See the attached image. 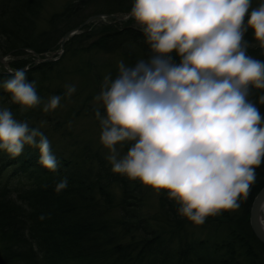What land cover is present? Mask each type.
<instances>
[{
  "label": "clouds",
  "instance_id": "9594fccd",
  "mask_svg": "<svg viewBox=\"0 0 264 264\" xmlns=\"http://www.w3.org/2000/svg\"><path fill=\"white\" fill-rule=\"evenodd\" d=\"M128 15L150 55L131 66L120 60L118 75L104 77L94 97L100 143L114 174L166 192L178 215L202 225L239 208L264 163V116L257 106L264 94L250 99L253 90L264 93V61L248 54L245 39L250 31L264 49V0L257 7L252 0H134ZM26 73L10 70L0 85L10 102L22 111L42 103L43 112L55 110L61 96L42 102ZM65 87L67 97L76 91ZM125 143L131 146L121 155ZM25 146L38 150L41 167L57 169L40 128L0 108V150L17 157ZM66 187L63 179L55 191Z\"/></svg>",
  "mask_w": 264,
  "mask_h": 264
},
{
  "label": "trees",
  "instance_id": "16d2710c",
  "mask_svg": "<svg viewBox=\"0 0 264 264\" xmlns=\"http://www.w3.org/2000/svg\"><path fill=\"white\" fill-rule=\"evenodd\" d=\"M44 2L0 0V55L13 50L7 66L27 70L28 82L35 81L42 102L53 95H60L61 102L68 98L66 87L60 84L66 72L57 67L68 56L118 51L131 66L150 55L138 28L106 23L105 28L86 31L94 20L101 21L93 19L65 40L57 60L33 63L19 48L37 53L49 50L54 37L83 21L72 23V17L97 0L67 2L40 21ZM261 2L252 0V7ZM131 8H117L116 12ZM39 22L44 23L42 28ZM245 39L250 43L248 54L264 61V49L254 44L250 31ZM171 55L179 62L175 53ZM9 78L10 72L0 67V85ZM53 81L59 86H51ZM261 94L253 90L250 99L257 102ZM257 106L264 116V105ZM4 107L16 120L40 128L58 167L55 171L41 167L38 150L29 146L17 157L0 150V264H264V245L248 223L250 203L264 184V163L256 169V182L239 208L221 211L202 225H194L178 215L179 205L166 192L157 195L154 213H144L141 184L114 174L89 142L64 132L60 126L65 117L57 110L45 113L42 103L22 111L0 86V108ZM96 108L87 104L83 116L96 118ZM100 111L103 113L102 108ZM124 146L128 149L131 144ZM63 179L67 187L56 192Z\"/></svg>",
  "mask_w": 264,
  "mask_h": 264
},
{
  "label": "rangeland",
  "instance_id": "374dc122",
  "mask_svg": "<svg viewBox=\"0 0 264 264\" xmlns=\"http://www.w3.org/2000/svg\"><path fill=\"white\" fill-rule=\"evenodd\" d=\"M67 2L74 3L76 2V0H45L39 20L42 21V18L44 16H46L50 12L60 9L61 6ZM133 3L134 0H97V3L90 4L84 7L83 9L81 8L79 12H77L72 17V23L84 20V17L87 16L88 13L92 12L109 13L107 12V10H111L114 12L110 13L123 14L125 12H116V9L118 8L121 10V8L124 7H131ZM106 23H111L113 24L112 26L116 28L124 27L125 25H132L133 27H136L134 21L129 17L124 21H113L110 18L101 19V21L94 20V23H92L89 28L85 29L86 31L94 28V30H100L101 28L106 27ZM43 24V22H39V27L42 28ZM59 38L54 37L51 48L47 51H43L40 53L49 55L52 58L57 57L55 59L57 60L62 54V52L61 54H59V56H57L56 54V52L60 48L58 43ZM80 43L81 45H85L86 41L81 40ZM72 45L80 46L78 42H72ZM63 46L64 43L62 45V50ZM23 53L24 55H28L25 51H23ZM51 53L53 54L51 55ZM10 56L11 55L7 56L8 59H11L12 56ZM26 58L27 60H29L30 57L28 58V56H26ZM41 58H43V56H41ZM33 59L34 58L32 57V62ZM139 59L143 58L140 57L138 58V60ZM120 60H123L127 65H129L118 51L112 53H105L100 51H87L86 53L82 54L78 53L77 56H68L65 59L64 63L57 66L58 68H62V70L66 72L60 84L64 88L66 85H75L76 87V91L71 95V97H68L64 102H61V104L54 110H57L65 117L64 123L60 127H64L63 131L70 133L71 136H75L77 140H85L89 142V145L91 146L92 150H96L101 156H103L110 168L111 165L107 160L108 152L103 148L99 140L101 133L99 121L98 119L92 116H83V112L87 104H90L94 107L99 106L94 101V97L99 94L101 90V84L106 75H110L113 79L118 75L117 64ZM0 67H3V65L0 64ZM26 67L27 66H25L24 68ZM51 86H59V84L56 81H53ZM71 110L74 113L76 111L78 115L74 117L71 113ZM127 150L128 149L124 146V148L121 150V155L126 154ZM141 187L143 196V204L141 206V209L144 213L152 214L157 209L156 198L158 194L148 188H145L142 185ZM234 210L236 209H233L232 211ZM261 218L264 222V212L261 213Z\"/></svg>",
  "mask_w": 264,
  "mask_h": 264
},
{
  "label": "water",
  "instance_id": "95a60500",
  "mask_svg": "<svg viewBox=\"0 0 264 264\" xmlns=\"http://www.w3.org/2000/svg\"><path fill=\"white\" fill-rule=\"evenodd\" d=\"M125 12L123 14H116V13H96L93 15L88 16L87 18H85L82 22H80L78 25H76L75 27L67 30L66 32H64V34L58 39V43H59V50L56 52L57 56H59V54H61L62 52V45L65 42V40L73 35L79 32V30L85 25L87 24V22L93 20V19H104V18H110L114 21H124L127 18H129V13ZM21 51H25L28 55H31L34 59L33 62L37 63V62H42V61H50V60H55L56 58H52L49 55H45L43 53H37L29 48H19ZM13 51V50H12ZM12 51L7 52L4 55H0V64L3 65L4 68H6V70L8 72H10L11 69L8 68L7 66V61H8V55L11 54ZM53 53H51L52 55ZM41 56H43V58H41ZM264 212V184L259 188V190L257 191V193L254 195L250 206H249V210H248V223H249V227L254 235V237L261 243L264 245V222L262 221L261 218V213Z\"/></svg>",
  "mask_w": 264,
  "mask_h": 264
},
{
  "label": "bare ground",
  "instance_id": "6f19581e",
  "mask_svg": "<svg viewBox=\"0 0 264 264\" xmlns=\"http://www.w3.org/2000/svg\"><path fill=\"white\" fill-rule=\"evenodd\" d=\"M85 27V26H84ZM83 29V28H82ZM79 35V34H78Z\"/></svg>",
  "mask_w": 264,
  "mask_h": 264
}]
</instances>
